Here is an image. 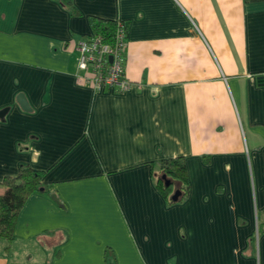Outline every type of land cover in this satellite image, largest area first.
<instances>
[{"label": "crops", "instance_id": "1", "mask_svg": "<svg viewBox=\"0 0 264 264\" xmlns=\"http://www.w3.org/2000/svg\"><path fill=\"white\" fill-rule=\"evenodd\" d=\"M71 5L0 0V183L24 164L46 188L0 264H264V0ZM96 19L125 25L123 92L75 76ZM172 158L189 192L167 205Z\"/></svg>", "mask_w": 264, "mask_h": 264}, {"label": "trees", "instance_id": "2", "mask_svg": "<svg viewBox=\"0 0 264 264\" xmlns=\"http://www.w3.org/2000/svg\"><path fill=\"white\" fill-rule=\"evenodd\" d=\"M56 1L68 8L71 13L74 12L71 0ZM243 1L249 3L263 0ZM91 27L93 36H100L104 42L110 43L113 36L114 21L96 19L92 21ZM152 174L155 177V187L167 205L178 204L186 199L189 185L182 158H172L159 162ZM0 186L4 188V192L0 194V239L9 243L14 238L17 215L26 199L33 193L45 192L46 188L42 186L41 173L24 164L19 166L16 177L5 178ZM174 193H176V198L172 200L171 197Z\"/></svg>", "mask_w": 264, "mask_h": 264}, {"label": "built area", "instance_id": "3", "mask_svg": "<svg viewBox=\"0 0 264 264\" xmlns=\"http://www.w3.org/2000/svg\"><path fill=\"white\" fill-rule=\"evenodd\" d=\"M125 45V25L119 20H114L110 43L92 34L80 40L75 46V76L94 91L127 90L129 82L123 76Z\"/></svg>", "mask_w": 264, "mask_h": 264}, {"label": "water", "instance_id": "4", "mask_svg": "<svg viewBox=\"0 0 264 264\" xmlns=\"http://www.w3.org/2000/svg\"><path fill=\"white\" fill-rule=\"evenodd\" d=\"M20 105H21L22 109H24V110L27 109L26 103H25V101L23 99L21 100ZM7 112H8V109L1 110L0 111V118H3ZM175 198H176V193H174L172 195L171 199L175 200Z\"/></svg>", "mask_w": 264, "mask_h": 264}, {"label": "rangeland", "instance_id": "5", "mask_svg": "<svg viewBox=\"0 0 264 264\" xmlns=\"http://www.w3.org/2000/svg\"><path fill=\"white\" fill-rule=\"evenodd\" d=\"M3 242H5V241H3ZM3 242H2V243H3Z\"/></svg>", "mask_w": 264, "mask_h": 264}]
</instances>
